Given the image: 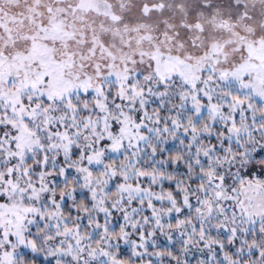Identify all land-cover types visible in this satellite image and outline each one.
I'll use <instances>...</instances> for the list:
<instances>
[{
    "label": "snow or ice",
    "instance_id": "snow-or-ice-1",
    "mask_svg": "<svg viewBox=\"0 0 264 264\" xmlns=\"http://www.w3.org/2000/svg\"><path fill=\"white\" fill-rule=\"evenodd\" d=\"M0 264H264V0H0Z\"/></svg>",
    "mask_w": 264,
    "mask_h": 264
}]
</instances>
